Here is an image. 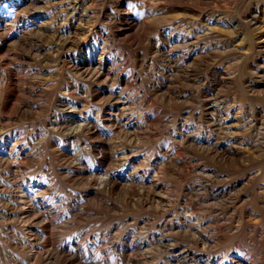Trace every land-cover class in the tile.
Wrapping results in <instances>:
<instances>
[{
	"label": "rangeland",
	"instance_id": "374dc122",
	"mask_svg": "<svg viewBox=\"0 0 264 264\" xmlns=\"http://www.w3.org/2000/svg\"><path fill=\"white\" fill-rule=\"evenodd\" d=\"M0 264H264V0H0Z\"/></svg>",
	"mask_w": 264,
	"mask_h": 264
},
{
	"label": "bare ground",
	"instance_id": "6f19581e",
	"mask_svg": "<svg viewBox=\"0 0 264 264\" xmlns=\"http://www.w3.org/2000/svg\"><path fill=\"white\" fill-rule=\"evenodd\" d=\"M76 2V1H75ZM79 5V4H78ZM78 9V8H77ZM100 65V64H99ZM97 70V69H96ZM102 70V69H101ZM108 71V70H107ZM103 75V74H102ZM97 76V75H96ZM102 77V76H101Z\"/></svg>",
	"mask_w": 264,
	"mask_h": 264
}]
</instances>
